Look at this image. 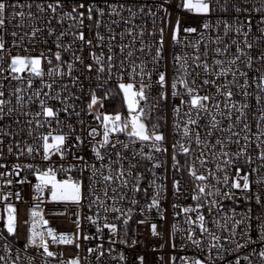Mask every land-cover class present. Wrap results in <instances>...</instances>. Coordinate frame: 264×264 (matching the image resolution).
<instances>
[{
  "label": "snow or ice",
  "instance_id": "1",
  "mask_svg": "<svg viewBox=\"0 0 264 264\" xmlns=\"http://www.w3.org/2000/svg\"><path fill=\"white\" fill-rule=\"evenodd\" d=\"M21 47L24 54H13ZM109 83L122 96L121 107L111 111L105 110L113 97ZM61 113L75 116L83 135ZM4 147L17 160L38 156L49 163L8 168L0 162V169L8 168L0 178L30 171L38 201L28 210L27 235L15 255L8 241L18 232L17 209L5 203L0 264H33L30 248L42 264L57 256V264H82V248L89 264L93 256L102 264L105 255L109 264H150L135 251L139 229L129 238L137 209L143 217L137 223H147L150 235L164 240L160 249L169 243L175 249L177 234L181 248L203 252L207 241L204 259L182 257V264H225L229 258L231 264H254V256L264 264V210L253 215L250 205L242 212L223 205H264V194L251 191L253 185L264 189V0H0V157ZM53 154L59 161L50 160ZM168 159L171 207L178 209L173 215L183 214L187 225L173 223L170 231L151 220L153 209L166 220ZM161 168L163 176L157 174ZM27 182L3 179L4 185ZM14 195L21 199L19 191ZM181 197L192 203H178ZM86 199L95 210L86 217L95 227L91 235L81 231L79 206ZM45 201L77 206L75 233L48 226L40 209ZM50 214L64 215L55 209ZM89 240L98 242L88 247L83 242ZM50 244L72 246L76 254L65 257ZM117 244L131 255L116 252Z\"/></svg>",
  "mask_w": 264,
  "mask_h": 264
},
{
  "label": "built area",
  "instance_id": "2",
  "mask_svg": "<svg viewBox=\"0 0 264 264\" xmlns=\"http://www.w3.org/2000/svg\"><path fill=\"white\" fill-rule=\"evenodd\" d=\"M150 23V21H149ZM39 26V25H36ZM8 32L13 30L12 25H8L7 26ZM25 29H20L19 30V35H23L24 34ZM166 35V39H167V33ZM8 43L10 45L11 43V37H7ZM25 44L27 45V38H25ZM29 47H31L30 45H27ZM13 54H15V51H20L21 54H24L23 52V47H21L20 49L16 50H12ZM41 51V47L40 46H36V52L34 54H39V52ZM45 66H46V62H44ZM21 75H26V73H21ZM69 87H71V85L69 84ZM108 88L112 89L113 92V96L115 95V93L117 92V89L115 87L114 84L109 83ZM107 89H101L100 92L102 93L103 91H106ZM121 100L119 101V107H121L122 104V96L120 97ZM109 110H108V107ZM80 107H82V104L77 105L76 110L79 111ZM117 108V109H118ZM113 109H116V107L113 105V103H111V99L106 100L105 101V110L111 111ZM124 111H126V109H124ZM17 118V115L14 114L13 117L11 118L12 120H15ZM60 118L62 120H67L68 122H71L73 124H75L77 133L83 135V132L81 131V126L79 124H76V117L72 116L70 118H68L66 116V114L61 113L60 114ZM91 118L89 117L88 120H90ZM5 124H8L9 121L5 120L4 121ZM93 126H95V123H93ZM20 127H25L23 125V123L20 125ZM53 128H55V124L53 123L52 125ZM66 131V129H64ZM13 131H15V128H13ZM23 138V137H21ZM123 139V137H121ZM7 139L5 140V145L7 144ZM4 151V156L0 157V162L2 163H6L8 165V168L11 167V164L13 163H21L22 165L24 163H33L35 165H39L41 167H47L49 162H45L42 161L40 159V157L36 156V157H29L27 155L20 157L19 160H17L16 156L14 154L9 155L7 153L6 147L3 148ZM161 159H164L163 157H161ZM180 163L183 165L184 164V157H180ZM51 161H59V157L55 154H53V156L50 158ZM168 164V177L169 179L167 181H165V183L168 185V191H167V199L162 201V207L165 210V216H166V220L165 221H160L159 217L156 215V210L153 209L152 213H151V220L153 223H158V224H164L166 227L169 228L170 231V226L171 224L175 223L178 225V227H184L186 228L187 225L184 224V215L181 214L180 216H174L173 212L174 211H178V209L174 210L171 207V203L174 201V197L171 195V188H170V182H171V176H172V170H171V161L170 159H168L167 161ZM54 167H58L57 164H53ZM253 166H258V162L257 164L253 165ZM8 168H3L0 169V171H8ZM247 170V169H246ZM165 173V169L161 168L157 171V174L160 176H163ZM72 175L79 177V172L74 170ZM179 175V174H178ZM21 177H27L28 182L27 183H23V184H16L13 183L11 185H4L3 184V179H12L13 181L20 179ZM58 178H63L60 174H58ZM190 180L191 178L187 176V174H184V179H183V184L185 186H188L190 184ZM35 181V177H33L30 173V171L28 170H22L19 172L18 175H14V174H10L8 177H4V178H0V197L4 196L5 192H11L13 193V195L7 197L6 200L4 199H0V232H4L5 230L3 229V218L5 216V212H4V205L5 203H11L13 204L16 209H17V216H18V232L14 237L9 238V243L13 245L12 248V254L15 255V246L19 243V245H22L25 241L26 235H27V225L24 224V221L28 219V210L31 208L33 203H37V200H33V195L34 192L31 188V184H34ZM84 184L87 185V179L85 178L84 180ZM19 191L20 192V196L21 199L17 200L15 198V193ZM85 191V195L87 193V189L85 187L84 189ZM252 192H260L261 194H264V189H258L255 185L252 186L251 189ZM143 195V194H141ZM150 195V192H149ZM239 195V193H238ZM43 199V198H41ZM143 202V201H142ZM178 203L183 204L184 206H187L188 204L192 203L190 199H185L184 197H181L180 201H177ZM223 205H224V209L225 211H228L229 209H231L232 207L236 208L237 212H242L244 211L249 205L252 208L253 211V215H258L260 210H264V205L262 206H257L255 205V201L252 200L250 202H248L247 204L243 201H239V202H235V201H223ZM40 209L43 210V215L45 217V219L49 220V225L50 227H52L53 229H55L57 232H67L70 235L76 232V224H75V213L77 211V206L72 204V203H49L47 201L43 202L40 204ZM57 210L60 212H63L64 215H51V211L52 210ZM95 210L93 209L92 212L89 211V207H88V201L87 199L83 201L82 205L79 206V212L81 213L82 219H81V231L82 233L85 234H89L91 235L92 233L95 232V227L90 225V223L87 221L86 217L91 215ZM138 211L139 209H137V214H134L133 219L130 221L129 223V238H131L132 235H134V230L139 229V234L137 235V245L135 246V251L139 252V253H143L146 255L147 260L150 262V264H182L181 262V258H200V259H204L205 256L208 255V249L206 247L207 241H205V244L202 245V247L204 248V251L201 252L200 249H197L195 246H191L188 245L184 248H181V237L179 234H177L175 236V244L176 247L175 249H173L171 247V244H166L165 247L163 249H160L159 245L161 243H164V240H160L158 237H152L150 235V231L148 229V225L147 223H145L144 225L138 224L137 220L142 219L143 217H140L138 215ZM206 211V209H205ZM230 214V213H229ZM194 215V214H193ZM216 218H219L221 220V223H224L223 221V214L222 213H215L214 214ZM213 217H206V223H209L210 225V221L212 220ZM231 224L229 222L228 227L230 228ZM107 231V230H105ZM198 231V230H197ZM213 231L217 234L220 235L222 230H217V229H213ZM253 237V239H255V232L250 233ZM239 237H237L238 239ZM98 241H94V240H89L87 242H83L85 244H87L88 247L93 246L95 243H97ZM5 241L3 239H0V254H3V245H4ZM105 245L107 246V239L105 238L104 240ZM146 245V246H145ZM113 247L116 249V252H119L121 250H124L126 255H131V250L126 249L125 246L123 245H113ZM155 247L157 249V251L153 252L152 248ZM253 247H257L256 245H253ZM50 249L53 251H57L59 252L60 250H63V255L65 257H71L74 256L75 250L72 246H67V245H51L50 244ZM258 250V247H257ZM42 251V250H41ZM115 254V253H114ZM21 255H24V253H21ZM27 255L29 256H35V260L33 262V264H42L43 261V257L40 256L37 252V250L30 248L28 250ZM80 256L82 258V264H89V260L87 259L88 254L86 252V250H84L83 248L80 251ZM175 258L174 260L172 258ZM61 257L57 256L55 259L53 258H49L50 264H57V260H59ZM253 261L254 264H259V260L258 257H253ZM91 264H95V257H91ZM102 264H109V258L107 257V255H105V257L102 260ZM113 264H115V262H113ZM215 264H220V261H215ZM225 264H231V258L227 259L225 261Z\"/></svg>",
  "mask_w": 264,
  "mask_h": 264
},
{
  "label": "trees",
  "instance_id": "3",
  "mask_svg": "<svg viewBox=\"0 0 264 264\" xmlns=\"http://www.w3.org/2000/svg\"><path fill=\"white\" fill-rule=\"evenodd\" d=\"M121 100V98L119 97H116V95H114L112 98H111V103H113V105L116 107V109L119 107V101ZM118 106V107H117ZM108 107V106H107ZM108 110H109V107H108Z\"/></svg>",
  "mask_w": 264,
  "mask_h": 264
}]
</instances>
